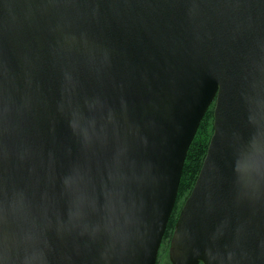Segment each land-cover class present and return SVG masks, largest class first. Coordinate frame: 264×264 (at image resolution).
I'll return each mask as SVG.
<instances>
[{
    "label": "water",
    "instance_id": "95a60500",
    "mask_svg": "<svg viewBox=\"0 0 264 264\" xmlns=\"http://www.w3.org/2000/svg\"><path fill=\"white\" fill-rule=\"evenodd\" d=\"M264 264V0H0V264Z\"/></svg>",
    "mask_w": 264,
    "mask_h": 264
},
{
    "label": "trees",
    "instance_id": "16d2710c",
    "mask_svg": "<svg viewBox=\"0 0 264 264\" xmlns=\"http://www.w3.org/2000/svg\"><path fill=\"white\" fill-rule=\"evenodd\" d=\"M213 107L214 104H212L206 111L187 152L178 187L176 202L167 223L161 244L164 242H169L182 204L192 190L201 169L210 137L213 133ZM158 257L159 252L157 259Z\"/></svg>",
    "mask_w": 264,
    "mask_h": 264
},
{
    "label": "rangeland",
    "instance_id": "374dc122",
    "mask_svg": "<svg viewBox=\"0 0 264 264\" xmlns=\"http://www.w3.org/2000/svg\"><path fill=\"white\" fill-rule=\"evenodd\" d=\"M169 244H170V240L168 243L164 242L163 244L160 245L161 247L159 249L161 250H159V257L157 259L156 264H170L168 259Z\"/></svg>",
    "mask_w": 264,
    "mask_h": 264
}]
</instances>
